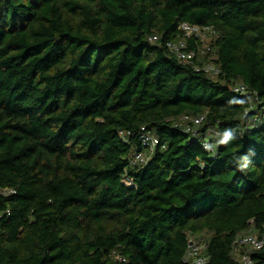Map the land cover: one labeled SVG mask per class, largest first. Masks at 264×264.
<instances>
[{
  "label": "trees",
  "instance_id": "trees-1",
  "mask_svg": "<svg viewBox=\"0 0 264 264\" xmlns=\"http://www.w3.org/2000/svg\"><path fill=\"white\" fill-rule=\"evenodd\" d=\"M182 22L213 28L193 64L218 74L165 46ZM257 115L264 0H0V264H191L202 233V264H243L236 235L264 232Z\"/></svg>",
  "mask_w": 264,
  "mask_h": 264
},
{
  "label": "built area",
  "instance_id": "built-area-1",
  "mask_svg": "<svg viewBox=\"0 0 264 264\" xmlns=\"http://www.w3.org/2000/svg\"><path fill=\"white\" fill-rule=\"evenodd\" d=\"M215 32L211 26L208 25H198L191 24L187 22H182L178 26V35L176 41L166 42L165 46L169 49L170 52L174 53L176 57L186 63L193 64V60L197 59V54L203 56L208 51L209 41ZM156 36H151L149 40H156ZM193 39L195 41L196 50L188 49V42ZM193 67L196 70H202L209 75H216L219 73L217 67H215L211 63H204L199 66L197 64H193ZM233 91L243 93L245 90V86L241 83H236L232 87ZM204 116H187L184 115L180 117V124H183V130L186 133L194 134L196 131V127L202 122ZM253 121L264 122V117L255 116ZM142 132L139 135V140L143 148H146L148 152H152L154 148L159 144L158 138L153 135L150 131H145L142 127ZM211 133H215L214 131H206V135H210ZM119 134L122 136L123 132L120 131ZM216 134V133H215ZM202 148L208 151H212V147L209 142L205 139L201 143ZM164 145H161V148ZM147 156L143 155V153H137L134 155L132 162L142 164L145 162ZM130 183V181H128ZM264 247V232L259 233L253 228H249L245 231L238 233L233 241L234 252H238L239 250L243 251L241 256V261L243 264L250 263V259L247 251L259 250ZM206 260L203 254V246H201L194 238V236H188L186 250L183 255V261L190 262L191 264H202Z\"/></svg>",
  "mask_w": 264,
  "mask_h": 264
},
{
  "label": "clouds",
  "instance_id": "clouds-1",
  "mask_svg": "<svg viewBox=\"0 0 264 264\" xmlns=\"http://www.w3.org/2000/svg\"><path fill=\"white\" fill-rule=\"evenodd\" d=\"M233 135L231 134L230 131H226L225 134L223 135L222 139H220L219 143L221 144H227L228 142H230L233 139ZM243 168L247 167V164L242 166Z\"/></svg>",
  "mask_w": 264,
  "mask_h": 264
},
{
  "label": "rangeland",
  "instance_id": "rangeland-1",
  "mask_svg": "<svg viewBox=\"0 0 264 264\" xmlns=\"http://www.w3.org/2000/svg\"><path fill=\"white\" fill-rule=\"evenodd\" d=\"M207 235L205 233H202L200 235H196L194 236L195 240L201 245V246H204V241H205V237Z\"/></svg>",
  "mask_w": 264,
  "mask_h": 264
}]
</instances>
